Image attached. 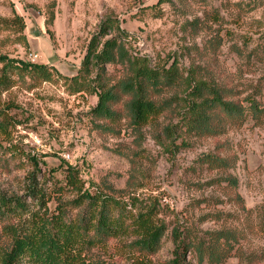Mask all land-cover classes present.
<instances>
[{"label":"rangeland","instance_id":"374dc122","mask_svg":"<svg viewBox=\"0 0 264 264\" xmlns=\"http://www.w3.org/2000/svg\"><path fill=\"white\" fill-rule=\"evenodd\" d=\"M94 36L98 49L114 39L132 58L177 67V83L158 95L167 106L158 119L137 127L125 114L115 122L94 115L99 84L130 75L127 64H100L86 76L91 88L77 90L72 78ZM0 56L10 64L0 91V196L37 210L27 190L36 173L49 210L63 201L74 216L79 209L68 202L79 192L63 187L71 165L83 190L109 193L134 212L153 210L166 227L155 254L120 236L86 249L89 261L169 264L174 230L206 243L231 230L238 238L220 264H264V0H0ZM25 63L45 65L52 77L20 68ZM199 80L246 107L254 99L262 112L228 120L222 134L189 131L188 92ZM219 157L229 158L226 166ZM184 264H199L195 251Z\"/></svg>","mask_w":264,"mask_h":264},{"label":"trees","instance_id":"16d2710c","mask_svg":"<svg viewBox=\"0 0 264 264\" xmlns=\"http://www.w3.org/2000/svg\"><path fill=\"white\" fill-rule=\"evenodd\" d=\"M98 46V36H94L83 60L82 74L72 78L77 83V90L91 88L86 76L100 64H127L130 75L111 86L99 84L94 115L115 122L125 114L137 127L158 119L167 107L158 95L177 83V67L160 69L151 66L145 58H132L114 39L106 40L100 49ZM7 61L0 56V62L4 63L0 68V91L5 89L9 80L7 70L10 64ZM20 68L34 71L44 79L52 77L45 65L25 63ZM102 73V70L97 73V79ZM188 94L190 103L184 121L189 131L203 136L224 133L228 120L242 122L247 111L253 115L257 113V117L262 112L254 99L246 107L230 100L221 87L204 80L192 84ZM120 102H123L124 109L118 107ZM166 129L172 131L173 127ZM215 160L226 166L229 158ZM65 171L64 189L79 192L77 198L68 202L72 208L79 209L74 216H70L69 206L63 201L54 210H49L50 198H46L47 192L41 187L36 173L30 176L27 190L29 196L38 202L37 210H31L30 203L18 196H0V264H20L26 258L33 264H98L89 261L84 251L120 236L134 237L130 245L145 254H155L161 248L166 227L155 221L153 210L134 212L126 202L109 193L83 190L79 171L71 165ZM229 181L237 185L235 178ZM237 238L231 230H220L208 243L193 242L181 238L178 230H174L175 256L169 264H184L189 250L196 252L199 264H220L230 256Z\"/></svg>","mask_w":264,"mask_h":264}]
</instances>
